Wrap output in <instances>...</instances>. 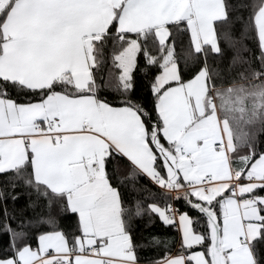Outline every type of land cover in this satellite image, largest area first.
Masks as SVG:
<instances>
[{"label":"snow or ice","instance_id":"snow-or-ice-1","mask_svg":"<svg viewBox=\"0 0 264 264\" xmlns=\"http://www.w3.org/2000/svg\"><path fill=\"white\" fill-rule=\"evenodd\" d=\"M0 264H264V0H0Z\"/></svg>","mask_w":264,"mask_h":264},{"label":"trees","instance_id":"trees-1","mask_svg":"<svg viewBox=\"0 0 264 264\" xmlns=\"http://www.w3.org/2000/svg\"><path fill=\"white\" fill-rule=\"evenodd\" d=\"M23 204V201L19 202L17 207L21 206ZM137 223L140 225V228L142 231H145V232H148V231H153L154 229L152 228H145V223H146V220L145 221H137ZM161 228L159 222H157V225H156V230H159ZM149 253L148 252H145L143 253V255H148Z\"/></svg>","mask_w":264,"mask_h":264}]
</instances>
